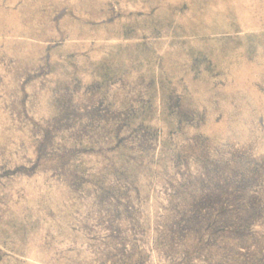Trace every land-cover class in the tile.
<instances>
[{
    "label": "rangeland",
    "instance_id": "1",
    "mask_svg": "<svg viewBox=\"0 0 264 264\" xmlns=\"http://www.w3.org/2000/svg\"><path fill=\"white\" fill-rule=\"evenodd\" d=\"M0 264H264V0H0Z\"/></svg>",
    "mask_w": 264,
    "mask_h": 264
}]
</instances>
